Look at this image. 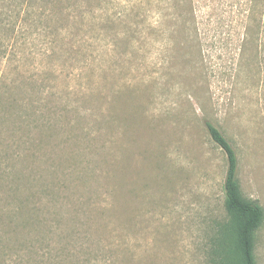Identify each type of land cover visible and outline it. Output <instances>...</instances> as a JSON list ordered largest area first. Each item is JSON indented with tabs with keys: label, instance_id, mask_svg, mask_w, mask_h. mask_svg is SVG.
<instances>
[{
	"label": "rangeland",
	"instance_id": "374dc122",
	"mask_svg": "<svg viewBox=\"0 0 264 264\" xmlns=\"http://www.w3.org/2000/svg\"><path fill=\"white\" fill-rule=\"evenodd\" d=\"M205 122L264 214V0H0V264H217Z\"/></svg>",
	"mask_w": 264,
	"mask_h": 264
},
{
	"label": "trees",
	"instance_id": "16d2710c",
	"mask_svg": "<svg viewBox=\"0 0 264 264\" xmlns=\"http://www.w3.org/2000/svg\"><path fill=\"white\" fill-rule=\"evenodd\" d=\"M205 127L227 159L223 193L228 221L219 231L220 239L212 254L218 256L217 264H255L256 234L263 222V210L241 194L237 178L238 160L231 144L211 123L205 122Z\"/></svg>",
	"mask_w": 264,
	"mask_h": 264
}]
</instances>
